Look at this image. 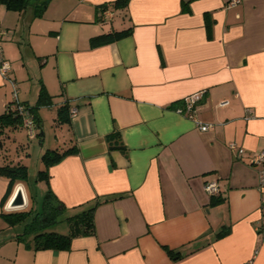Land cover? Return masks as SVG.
Returning <instances> with one entry per match:
<instances>
[{"label": "crops", "instance_id": "crops-1", "mask_svg": "<svg viewBox=\"0 0 264 264\" xmlns=\"http://www.w3.org/2000/svg\"><path fill=\"white\" fill-rule=\"evenodd\" d=\"M42 1L24 16L0 3V114L15 100L31 108L41 89L38 109L75 107L54 116L75 150L50 167L48 186L65 215L119 196L67 249L27 248L0 217V264H264V187L249 162L264 150V0H48L32 17ZM191 98L195 121L176 111ZM19 130L0 127L1 160ZM115 132L123 149L108 147ZM210 181L221 200L211 202ZM8 188L0 176V214Z\"/></svg>", "mask_w": 264, "mask_h": 264}, {"label": "trees", "instance_id": "trees-1", "mask_svg": "<svg viewBox=\"0 0 264 264\" xmlns=\"http://www.w3.org/2000/svg\"><path fill=\"white\" fill-rule=\"evenodd\" d=\"M48 0L42 1L40 3H35L30 8V13L32 17L39 16L44 11L45 5ZM127 0H116L115 5H125ZM0 3L5 5L8 9L14 8L18 10L22 15H26V9L31 4V0H0ZM127 31L119 32H107L104 34L95 35L90 39L92 46L106 43L107 40L112 38H119V36L126 35ZM40 96L38 98L37 104L28 108L29 105L23 106L21 103L16 102L12 105L11 103L6 104V108L2 114H0V127L4 125H23V115L22 113L28 110L33 113L31 118L33 119V130H41V119L38 118L36 113L38 109V104H45L49 96L44 93L41 89ZM75 108V107H74ZM66 101L58 104L56 109V119L58 122H63L69 120L71 116V109H74ZM38 129V130H37ZM34 130V133H35ZM39 132V131H38ZM41 133V132H40ZM35 134L39 136V134ZM40 138V137H39ZM108 147L109 149L117 148L123 149L122 142L119 138L118 133H112L107 135ZM75 150L74 144H67L64 146H54L52 148H46L41 152L40 160L42 168L35 175V182L45 181L46 191L42 199V207L40 209L35 208L34 193L30 191L29 201L32 202L31 206L27 209L19 211H5L1 212L7 226L13 230V238L17 241H22L27 248L32 250H45V249H67L69 247L71 239L80 234H92L94 231L93 223V213L94 208L103 201H109L115 199V196L103 197L100 199L92 200L91 203L79 206V210L73 211V213H65V207L63 203L57 198L56 194L48 186L49 181V169L56 162L60 161L65 155L72 153ZM2 159V157H1ZM0 159V160H1ZM0 163V176L7 178L9 180L8 193L11 187H14L18 182L27 184L28 180V167L19 160L14 161L12 157H5ZM7 198V196H6ZM221 196L216 194H211V202H216L221 200ZM64 222L67 225V231L61 233L57 231L56 224ZM225 231H220L218 235H222ZM167 252L171 256H176L175 252L167 248Z\"/></svg>", "mask_w": 264, "mask_h": 264}, {"label": "rangeland", "instance_id": "rangeland-1", "mask_svg": "<svg viewBox=\"0 0 264 264\" xmlns=\"http://www.w3.org/2000/svg\"><path fill=\"white\" fill-rule=\"evenodd\" d=\"M38 110L40 111L41 117H43V129L45 132L43 140L41 138L38 139L39 136L37 135H35L34 138H30L28 130H19L17 144L6 141L10 147V149L7 150V153L14 158V161L19 160L28 167V180L26 183L29 190L35 195L34 202L36 209L42 207L43 195L47 190L43 180L35 182V175L42 168L40 160L41 152L46 148H52L57 145L64 146V139L68 137L67 130L64 126L60 127L58 124H53L55 121L54 116L56 114L55 106H41ZM38 131L36 134L41 132L40 129ZM18 143L22 144L21 147ZM16 145L19 147L17 148ZM0 217L3 219L4 223H6L3 216L0 215ZM56 229L57 231L64 233L67 231V225L64 222L57 223Z\"/></svg>", "mask_w": 264, "mask_h": 264}, {"label": "built area", "instance_id": "built-area-1", "mask_svg": "<svg viewBox=\"0 0 264 264\" xmlns=\"http://www.w3.org/2000/svg\"><path fill=\"white\" fill-rule=\"evenodd\" d=\"M238 0H231V3H234ZM7 70H9V63L8 61H6L5 59H2L1 54H0V71H2V73L6 72ZM195 103V99L193 100L191 99H186L185 104L183 106V108H176V111L183 113L186 112L187 116L191 119L194 120V110H193V106ZM228 102L227 101H222L220 103V105H226ZM71 115H75L76 113V108L71 109ZM23 115V125L24 127L28 130V134L30 137L33 136L34 134V130H33V119L29 117V115L25 114V112L22 113ZM195 121V120H194ZM210 124H199V129L201 131H207L209 128ZM229 148L233 151H236V156L238 157H242L243 154V149L237 147V145L233 142V143H229ZM250 164L252 165H259L260 169L258 170V179H259V186L260 187H264V150L262 151H258L257 153H253L252 155H250ZM204 189L206 191V193L208 194H216L218 192V186L217 183L214 181H210L209 183L204 185Z\"/></svg>", "mask_w": 264, "mask_h": 264}, {"label": "water", "instance_id": "water-1", "mask_svg": "<svg viewBox=\"0 0 264 264\" xmlns=\"http://www.w3.org/2000/svg\"><path fill=\"white\" fill-rule=\"evenodd\" d=\"M5 211H19L26 209L29 205L27 190L24 184L18 182L12 189V193L5 202Z\"/></svg>", "mask_w": 264, "mask_h": 264}]
</instances>
